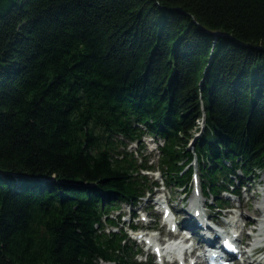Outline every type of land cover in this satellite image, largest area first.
Returning <instances> with one entry per match:
<instances>
[{
	"label": "trees",
	"instance_id": "1",
	"mask_svg": "<svg viewBox=\"0 0 264 264\" xmlns=\"http://www.w3.org/2000/svg\"><path fill=\"white\" fill-rule=\"evenodd\" d=\"M193 158L215 207L264 167V0H0V264H152L121 205Z\"/></svg>",
	"mask_w": 264,
	"mask_h": 264
},
{
	"label": "rangeland",
	"instance_id": "2",
	"mask_svg": "<svg viewBox=\"0 0 264 264\" xmlns=\"http://www.w3.org/2000/svg\"><path fill=\"white\" fill-rule=\"evenodd\" d=\"M203 118H199V120H196V125L198 121H200ZM197 131V130H196ZM196 131L193 132L192 134L196 136ZM199 133V129L197 131ZM141 141L144 147L143 154H146L148 156V163L155 164V160L157 157V149L155 148L156 142L152 139V137L149 134H145L144 136L141 137ZM190 144V142H189ZM187 145L189 148L192 147V145ZM135 147V144L132 143L128 145L127 149H132ZM148 173V172H144ZM147 176H151L153 179H156L158 181V186L154 189H152L151 194L148 196H144L139 200L138 203L132 208L129 209V206L126 204L121 205V210L120 213L122 216L119 218L120 223L119 227L127 231V223L133 224L136 226H142L144 225L145 227H149L150 225L152 226L153 224L156 225L157 228L160 229V232L162 235H157V232L154 231L152 232L153 236L156 237H161V238H166L165 234H168L167 229L164 225H162L160 221V213L156 214L157 216H154V208L156 205H151L152 199L153 198H163V199H169V204L171 205L173 212L177 213V217L179 220L183 219H189L188 214L182 213L181 207L186 208L187 206L181 205L180 203L185 199V201L190 202V194H186L185 196L180 192V189H174L171 185L165 186L164 184H161V178L159 177V172L154 169L152 172H149ZM240 186V192L238 196L233 197L231 196V199H228L229 201V208L226 209H221V211H217L216 208L209 209L206 212V215L209 214L213 218L216 219V221H229L235 223V225L243 227V231L241 233V243H249V246H243L246 253L251 254L249 252V248L251 246L255 247H261L264 245V241H261L260 239L264 238V227L260 229L261 223L264 221V167L257 169L255 171L254 175H249L244 178V180L241 182ZM226 195V194H223ZM230 196V195H227ZM199 204L203 202L199 198ZM207 203L211 202V200L206 198ZM152 206V207H151ZM146 208L145 210L143 208ZM133 210V213L136 217L130 218L128 217V214L131 213ZM189 214L192 213V208L190 207L187 209ZM116 213H114L112 216H114ZM153 215V216H152ZM143 219V220H142ZM154 220V221H153ZM247 220H252L248 224V226L243 225V223H246ZM122 221V222H121ZM255 223H258L256 225ZM243 225V226H242ZM109 228V227H107ZM113 230H116L114 228ZM129 237H134L133 232L128 231ZM132 239V238H130ZM260 240V241H259ZM140 239H137V241L132 242L133 246L137 247L140 250V255H136L135 259L136 260H143L147 259V257L144 256V246L143 243L140 242ZM245 241V242H244ZM247 242V243H246ZM187 243V242H186ZM185 244V242H184ZM188 244V243H187ZM133 247V248H135ZM260 260L259 264H264V251L257 253L254 256H251L250 259L246 258V261H249L250 263L244 262V264H257L253 260ZM152 262L154 264H159V262H155L154 259H152ZM105 264H113V263H105Z\"/></svg>",
	"mask_w": 264,
	"mask_h": 264
},
{
	"label": "bare ground",
	"instance_id": "3",
	"mask_svg": "<svg viewBox=\"0 0 264 264\" xmlns=\"http://www.w3.org/2000/svg\"><path fill=\"white\" fill-rule=\"evenodd\" d=\"M195 208V206L192 208V211H193V209ZM202 216V215H201ZM250 222H252V220H247V222L246 223H250ZM256 225H258V223H255ZM234 225H235V223H234ZM260 227V229L261 228H263L264 227V221H263V223H261V225L259 226ZM196 228V227H195ZM233 230L235 231V232H237V235H238V237L239 238H241V233H242V231H243V227H240V226H237V225H235V227L233 228ZM194 231H195V229H193V232L191 231V230H189V232H190V236H193V233H194ZM202 233H205V232H203L202 231ZM261 241H264V238L263 239H260ZM259 240V241H260ZM203 241V239H201V237H198L197 239H196V242H198V243H201ZM247 243V242H246ZM250 244L249 243H247L246 244V246H249ZM191 247L194 249L195 247H196V245L195 244H191ZM164 249H162V252L163 253H165V254H169V252H171V250L173 249V250H177V247H176V245H172V244H168V245H166L165 247H163ZM238 248H240V249H238V251L240 250V251H242L241 253H243V255L246 257V258H248V259H250L251 258V256H254V255H256L255 253L259 250V249H264V245L263 246H261L260 248L259 247H255V246H251V248H249V252L251 253V254H247L246 253V251H245V249L243 248V247H238ZM180 249H181V247H180ZM239 251V252H240ZM255 261V263L256 262H258V260H253V262ZM247 263H250L249 261H247Z\"/></svg>",
	"mask_w": 264,
	"mask_h": 264
},
{
	"label": "water",
	"instance_id": "4",
	"mask_svg": "<svg viewBox=\"0 0 264 264\" xmlns=\"http://www.w3.org/2000/svg\"><path fill=\"white\" fill-rule=\"evenodd\" d=\"M215 35H221V34H219V33H215Z\"/></svg>",
	"mask_w": 264,
	"mask_h": 264
}]
</instances>
